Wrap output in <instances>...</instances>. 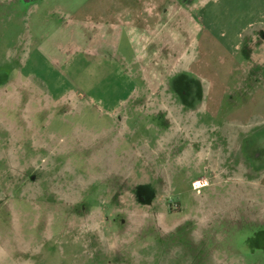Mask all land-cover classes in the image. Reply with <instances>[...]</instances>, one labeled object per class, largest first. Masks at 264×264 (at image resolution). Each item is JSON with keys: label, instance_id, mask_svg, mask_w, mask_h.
Returning a JSON list of instances; mask_svg holds the SVG:
<instances>
[{"label": "rangeland", "instance_id": "374dc122", "mask_svg": "<svg viewBox=\"0 0 264 264\" xmlns=\"http://www.w3.org/2000/svg\"><path fill=\"white\" fill-rule=\"evenodd\" d=\"M0 1V264H264V0H164L119 52L89 0Z\"/></svg>", "mask_w": 264, "mask_h": 264}, {"label": "crops", "instance_id": "0c3cea01", "mask_svg": "<svg viewBox=\"0 0 264 264\" xmlns=\"http://www.w3.org/2000/svg\"><path fill=\"white\" fill-rule=\"evenodd\" d=\"M40 1L45 2L47 0H25V2L30 4L33 3V5ZM129 1H131V6H122V3L125 2L124 0H89L87 2V16L90 17L88 25H91V28L93 29L90 31V41L93 45H95L96 47L101 45L102 50L105 48L108 50L112 49L116 50V52H119L120 43L115 38L113 39V35L117 34V32L115 31L117 28L122 30L121 34L124 33L128 35H134L143 33V31L147 33H153V31L151 32L152 29H162L164 27L167 28L168 24L172 23L171 20L173 17V8L171 7V5L169 6L170 11L166 13L165 16L160 17L163 7L159 5V2L161 4H164V0ZM113 2L114 5H110V3ZM137 2L141 3L140 7L134 5ZM47 17H49V15ZM168 17L169 20L171 19L169 23ZM257 22L261 24L260 27L257 30L249 33L247 37L244 38V42L241 43V46L246 47V49L249 48L250 51L260 50V53L258 54L257 52H251V56L260 54L261 60L254 59L253 57H249L247 58V60L264 66V11L260 15V21ZM41 25V27H44L45 22H42ZM38 28L40 27L38 26ZM240 34L241 32L237 33L239 39ZM143 35L144 34H142V36ZM255 38L257 39V42L254 44L252 40ZM44 42L45 41H43L42 44ZM115 58H117V60L119 61L120 55L117 54L116 56H113L111 58V61H114ZM124 58V56H121V59ZM104 60H110V58H108V55H106V58Z\"/></svg>", "mask_w": 264, "mask_h": 264}, {"label": "flooded vegetation", "instance_id": "af4514ba", "mask_svg": "<svg viewBox=\"0 0 264 264\" xmlns=\"http://www.w3.org/2000/svg\"><path fill=\"white\" fill-rule=\"evenodd\" d=\"M263 232H264V229L259 230V232H257L254 236H252L251 239H253V238H255V237H258L259 235H260V238H262V237L264 236V235H263ZM261 244H262V245H260V246L256 249L257 251H261V250L264 251V240L261 241ZM256 250H255V251H256Z\"/></svg>", "mask_w": 264, "mask_h": 264}]
</instances>
